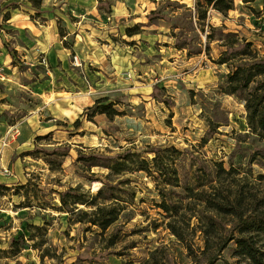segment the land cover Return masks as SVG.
Returning a JSON list of instances; mask_svg holds the SVG:
<instances>
[{
	"label": "rangeland",
	"instance_id": "obj_1",
	"mask_svg": "<svg viewBox=\"0 0 264 264\" xmlns=\"http://www.w3.org/2000/svg\"><path fill=\"white\" fill-rule=\"evenodd\" d=\"M34 1L0 0V16L9 7L17 17L0 21V264H128L151 250L159 264H193L166 227L151 176L107 178L109 168L90 169L79 153L131 148L152 158L153 148L175 147L182 152L167 154L183 185L213 161L264 174V137L250 128L245 102L223 91L229 68L215 62L225 49L221 34L207 43L212 24L264 52V0H234L227 15L209 7L203 20L198 0H41L38 9ZM100 97L120 113L82 117ZM39 135L37 153L28 154ZM29 178L28 198L20 186ZM104 181L106 194L125 204L122 217L104 233L71 223L59 192L81 184L96 194ZM21 235L29 245L14 255L11 242ZM194 242L203 245L200 232ZM235 248L223 256L239 264Z\"/></svg>",
	"mask_w": 264,
	"mask_h": 264
},
{
	"label": "trees",
	"instance_id": "obj_2",
	"mask_svg": "<svg viewBox=\"0 0 264 264\" xmlns=\"http://www.w3.org/2000/svg\"><path fill=\"white\" fill-rule=\"evenodd\" d=\"M205 1L207 5L202 0L197 2V16L200 20L207 17L209 7L227 15L235 6L234 0ZM40 5L41 0L34 1L36 8ZM8 16L7 12L5 17ZM209 26L211 32L207 34V43L214 41L216 32H219L220 43L225 48L215 59L218 64H225L229 68V72L224 75L223 91L236 95L245 102L250 128L264 137V52L252 40L238 32H224L226 27ZM261 28L264 30V26ZM128 31L130 35L135 33L132 29ZM177 46L183 47L179 44ZM108 100L107 97L98 98L82 112V117L88 118L101 113L112 118L119 114L115 104ZM81 125L78 118L75 127L79 128ZM43 137H36L37 148L28 154L37 153L38 140ZM67 148L70 150L69 145ZM171 150L182 152L175 147L160 146L153 148L152 158L143 157L140 152L131 148L124 149L116 156H99L95 149L90 148L89 154L81 151L78 160H84L90 169L93 166L109 168L107 178L124 171H145L151 176L162 197L157 205L164 210L166 227L184 244L193 264H217L219 261L234 264L223 256L224 250L232 242L236 244L233 254L236 263L244 261L245 264H264V174L254 177L251 171L243 170L242 167H226L223 161H213L208 172L200 174L196 171L194 180L183 185L176 159L167 154ZM104 182L96 194L81 191V184L59 192L60 209L71 213V223L96 225L101 229L100 233H104L122 217L125 204L121 205L120 198L115 194H106L108 189L106 181ZM29 185L31 178L20 186L26 188L25 196L28 198ZM176 188L180 191H176ZM198 232L203 240L202 246H196L194 242ZM11 243L14 255L29 245L24 235L19 240L14 238ZM156 252L157 250H151L144 260H132L128 264H159ZM47 255H50L49 252L41 253L42 258Z\"/></svg>",
	"mask_w": 264,
	"mask_h": 264
},
{
	"label": "crops",
	"instance_id": "obj_3",
	"mask_svg": "<svg viewBox=\"0 0 264 264\" xmlns=\"http://www.w3.org/2000/svg\"><path fill=\"white\" fill-rule=\"evenodd\" d=\"M14 8H15V9H18L19 7L15 6ZM37 9H38V8H37ZM5 10H6V12L3 14V17H4L5 21L8 22V23H16V21H17V17L15 16V15H16L15 12H14L13 10H9V7H6ZM3 11H4V8H2V12L0 13V15L3 13ZM10 11H11V12H10ZM7 12L9 13L8 18L5 17V14H6ZM3 17L0 16V21L2 20ZM11 153H14V152H11ZM21 183H24V180H22Z\"/></svg>",
	"mask_w": 264,
	"mask_h": 264
}]
</instances>
